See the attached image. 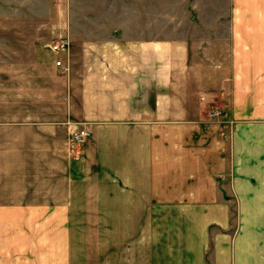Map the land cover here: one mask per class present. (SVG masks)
I'll return each instance as SVG.
<instances>
[{"label":"crops","instance_id":"obj_1","mask_svg":"<svg viewBox=\"0 0 264 264\" xmlns=\"http://www.w3.org/2000/svg\"><path fill=\"white\" fill-rule=\"evenodd\" d=\"M200 20L72 41L69 126L0 129V264H264V0Z\"/></svg>","mask_w":264,"mask_h":264},{"label":"rangeland","instance_id":"obj_2","mask_svg":"<svg viewBox=\"0 0 264 264\" xmlns=\"http://www.w3.org/2000/svg\"><path fill=\"white\" fill-rule=\"evenodd\" d=\"M224 1L0 0V129L44 127L49 126L45 122L48 120L54 122L50 127L69 126L68 71L55 67L54 61L70 60L74 39L76 45L94 37L105 38L109 31L112 35L115 31L121 40L133 42L199 40L203 38L201 28L191 30L189 18L200 22V17L206 19L221 11ZM63 36L71 41L69 51L51 52L48 44ZM214 110L218 109H213L210 116ZM217 112L214 116L222 113ZM76 129L69 131L68 143L73 158L79 160L89 136L81 143L75 142L71 133ZM75 247L78 254L89 253L88 264H102V244L88 246L76 234Z\"/></svg>","mask_w":264,"mask_h":264},{"label":"built area","instance_id":"obj_3","mask_svg":"<svg viewBox=\"0 0 264 264\" xmlns=\"http://www.w3.org/2000/svg\"><path fill=\"white\" fill-rule=\"evenodd\" d=\"M70 41L68 36L59 37L58 39L54 40L53 42L48 44V49L51 52L59 53V52H65L69 51ZM54 65L59 68H65L67 69V65L64 63L63 60L57 59L54 61ZM218 110H214L211 115H216ZM90 134L89 130L86 128H80L76 129L75 131H72L71 135L75 142L81 143L84 141L86 137H88Z\"/></svg>","mask_w":264,"mask_h":264}]
</instances>
